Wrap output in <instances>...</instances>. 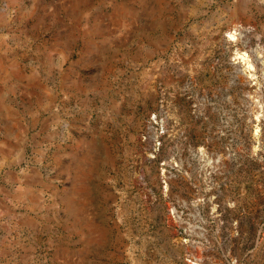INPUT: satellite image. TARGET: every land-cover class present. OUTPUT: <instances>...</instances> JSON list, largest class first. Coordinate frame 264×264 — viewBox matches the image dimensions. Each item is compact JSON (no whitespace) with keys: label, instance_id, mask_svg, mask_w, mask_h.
I'll return each mask as SVG.
<instances>
[{"label":"rangeland","instance_id":"rangeland-1","mask_svg":"<svg viewBox=\"0 0 264 264\" xmlns=\"http://www.w3.org/2000/svg\"><path fill=\"white\" fill-rule=\"evenodd\" d=\"M263 62L264 0H0V264H264ZM196 200L194 249L167 205Z\"/></svg>","mask_w":264,"mask_h":264},{"label":"built area","instance_id":"built-area-1","mask_svg":"<svg viewBox=\"0 0 264 264\" xmlns=\"http://www.w3.org/2000/svg\"><path fill=\"white\" fill-rule=\"evenodd\" d=\"M168 111L164 102V95H160L157 107L148 115L142 134V141L149 146V159L158 164V180L163 194L169 193L171 180L183 171L182 164L176 154L166 158H160L163 141L167 135ZM189 155L195 160L198 169L204 167L208 172L204 174L210 177L219 165L218 157L210 156L203 148H192ZM200 200L186 203L184 201H171L167 205V221L177 229L181 242L192 248H202L207 244L206 222L198 211ZM185 261L188 264H203V259L198 256L187 255ZM235 262H231L234 264Z\"/></svg>","mask_w":264,"mask_h":264},{"label":"bare ground","instance_id":"bare-ground-1","mask_svg":"<svg viewBox=\"0 0 264 264\" xmlns=\"http://www.w3.org/2000/svg\"><path fill=\"white\" fill-rule=\"evenodd\" d=\"M257 53H261V52H258V51H257ZM244 56H245V55H244ZM263 63H264V62H263ZM244 67H245V66H244ZM246 67H247V66H246Z\"/></svg>","mask_w":264,"mask_h":264}]
</instances>
